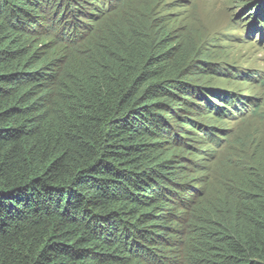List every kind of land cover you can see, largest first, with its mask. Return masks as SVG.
Segmentation results:
<instances>
[{"label": "trees", "instance_id": "obj_1", "mask_svg": "<svg viewBox=\"0 0 264 264\" xmlns=\"http://www.w3.org/2000/svg\"><path fill=\"white\" fill-rule=\"evenodd\" d=\"M160 4L0 0V264H264V161L196 160L244 102Z\"/></svg>", "mask_w": 264, "mask_h": 264}, {"label": "rangeland", "instance_id": "obj_2", "mask_svg": "<svg viewBox=\"0 0 264 264\" xmlns=\"http://www.w3.org/2000/svg\"><path fill=\"white\" fill-rule=\"evenodd\" d=\"M160 3L164 21L192 31L194 42L200 44L196 47L201 60L219 70L212 72L214 87L244 102L239 111L228 107L234 118L223 123L225 133L217 135L220 140L208 149L211 153L196 156L200 172H207L208 184L216 189L227 187L246 167L264 161V20L253 18L264 0ZM246 98L256 99L257 106Z\"/></svg>", "mask_w": 264, "mask_h": 264}]
</instances>
